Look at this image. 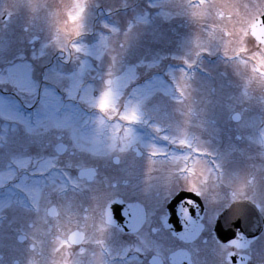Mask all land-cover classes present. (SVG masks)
Segmentation results:
<instances>
[{
    "label": "snow or ice",
    "instance_id": "snow-or-ice-1",
    "mask_svg": "<svg viewBox=\"0 0 264 264\" xmlns=\"http://www.w3.org/2000/svg\"><path fill=\"white\" fill-rule=\"evenodd\" d=\"M93 3L100 7L98 0H16L0 14V264H253L258 238L237 233L205 252L204 218L186 206L198 208L194 201L177 205L183 231H175L150 198L157 187L182 184L211 216L226 200L248 202L264 217V0L147 5L164 22L187 17L195 25L191 58H181L187 68L204 54L223 57L233 135L211 153L203 137L220 132L209 117L218 87L197 96L183 69L168 73L173 89L142 86L139 69L156 72L160 62L123 60L150 13L120 0L104 14L133 8L126 26L102 21L89 45L83 38ZM14 17L23 19L25 47L8 35ZM52 50L61 63L50 61ZM164 98L175 105L171 112ZM137 125L153 137L138 134ZM129 190L139 198L127 202L120 225L112 205Z\"/></svg>",
    "mask_w": 264,
    "mask_h": 264
},
{
    "label": "rangeland",
    "instance_id": "rangeland-1",
    "mask_svg": "<svg viewBox=\"0 0 264 264\" xmlns=\"http://www.w3.org/2000/svg\"><path fill=\"white\" fill-rule=\"evenodd\" d=\"M49 2L60 3V0H49ZM98 2L100 7L97 8L95 3H93L85 21L87 31L83 40L86 42H90L91 40L97 38L96 34L101 31L102 21H107L109 23L118 21L120 27L124 28L125 26H123V24L127 23V21L133 15V8H121L119 11H114L113 16L109 17L104 13L109 8H117L120 0H98ZM132 2L135 10L150 13V20L149 23L139 28L137 33L130 40L129 47L124 55L123 60L125 66L137 65L141 62L147 63L158 60L160 62V70L151 72L150 74L158 78V83L162 81L163 86L169 89H173L174 84H172L171 80L167 78L169 76L168 73L171 72L174 75L179 76L180 70L183 69L193 75L192 84L197 90V96H202L207 91L210 84L216 85L215 83L219 81L221 61H219L217 58L213 59V57H217L218 53L213 55H202L200 62L191 69L187 68L182 62V57L188 56L191 58L190 52L192 46L190 43V38L196 31L195 25L192 24V22L187 17H180L170 22H164L155 14L154 10L147 7L149 0H132ZM15 4L16 0H0V14L8 9H13ZM20 20L23 19L21 17L13 18V22L10 25L8 32L10 37L19 36V33H17L19 27L16 24L17 21ZM92 32H94L93 35ZM94 43L95 41H93V43L90 42L87 44L91 45ZM56 53L57 51L52 50L49 56L50 61L52 60L54 63H57L55 58ZM139 71L141 74V80L146 77V73H149L145 71L144 68H140ZM161 76L163 77V80L161 79ZM224 82H226V80L223 82L221 81L218 91L219 95L214 97L215 100H217V97L219 98L221 105L225 104L227 95L230 92V89L228 91H222L223 89H226V87L223 85ZM151 83L153 82L147 81L144 82L142 86H146L147 84ZM164 103L167 105V110L169 112H171L172 108L175 107V105L167 98H164ZM211 107L209 109V117L214 114L213 108ZM223 110L224 109L220 107L221 116ZM157 119L160 118L157 117ZM160 122L165 123L168 121L160 119ZM228 141L229 140L226 137L221 136V149L226 143H228ZM206 146L211 147V144L206 143ZM157 190H159L158 195H156L155 192ZM163 191L167 190L163 187H157L151 197H154L155 199L160 198L159 196L163 195ZM130 192L139 196L138 192L131 190L124 191V193ZM226 204L227 201L225 200L217 205V213ZM215 216H211L209 214L207 219L214 224ZM262 242L264 244V236L262 237Z\"/></svg>",
    "mask_w": 264,
    "mask_h": 264
},
{
    "label": "flooded vegetation",
    "instance_id": "flooded-vegetation-1",
    "mask_svg": "<svg viewBox=\"0 0 264 264\" xmlns=\"http://www.w3.org/2000/svg\"><path fill=\"white\" fill-rule=\"evenodd\" d=\"M22 24H23V20L17 21L16 25L19 27L17 33H19V36L12 37L17 42L16 43L17 48L25 47V45H22L19 43L21 38L24 36L23 33L21 32ZM55 58H56L57 64L61 63V57L59 55H57V53H56ZM216 58L219 61H221V66H220V71H219V81L215 83L219 89L221 81L222 82L224 81V79H222L220 77V73L224 70L223 69V57L218 53L217 57H213V59H216ZM51 62H53V61L51 60ZM223 85H224V87H226V89H223L222 91H224V90L228 91L229 88L227 87V81L224 82ZM217 95H219V93ZM216 101L217 102L214 103L211 107V108H213L214 114L210 117V119H212L216 122V126L220 129V132L218 135L210 136L208 134H205L203 137V139H205L206 141H209L208 143L211 144V147H208L205 145L208 152H210V153L215 152L217 149H221V145H220L221 136L226 137L229 140V138L233 135L232 126L227 119L226 102H225V104L221 105L218 97H217ZM220 107H222L224 109L222 112V116L220 115L221 114ZM165 123H167V122H165ZM136 129H137L138 134L142 135L145 139H149V138L153 137V135H154V133L151 131L150 128L145 127L143 125H137ZM156 142L160 146L162 145V147H166V148H169V149L177 151V152L184 151L183 149L174 148L173 146L168 145L167 142H163L162 140H157ZM204 158L210 159V157H204ZM179 190L188 191L182 184L176 185L171 190L163 191V195L159 196L160 198L155 199L154 197H151L150 206L153 208H156L159 212H163L165 215H168V218H169V214H172L171 211L168 212L169 201ZM155 192H156V195L159 194V190H157ZM120 198H122L124 200V203L117 202V203H114L112 205V214L114 217H116V215L119 214V212L121 211L122 208H127L126 207L127 202H129L133 199H137V198H139V196L136 195L135 193L132 194V192L124 193V191H123L120 194ZM200 198H201V201H202L203 206H204V217L203 218H204V224H205V229L203 232L202 239H206L208 241L207 244L201 243L200 247L203 251L206 252L209 249H214L216 247L218 241L214 235V227H213L214 224H213V222H210L207 219V216L209 215V213L207 212L206 202L202 197H200ZM226 205L224 207H222L221 210H223L226 207ZM220 211H218V213ZM115 220L118 223V220L117 219H115ZM120 222H121V220H119V223ZM126 223H127V218H126L124 224H126ZM165 235H167V233H165ZM261 236L262 237L264 236V222H263V227H262L259 235H257L255 237L258 239H256V242L253 244V247H252L253 264H264V244L262 242ZM235 259L236 258H233L234 261H235Z\"/></svg>",
    "mask_w": 264,
    "mask_h": 264
},
{
    "label": "water",
    "instance_id": "water-1",
    "mask_svg": "<svg viewBox=\"0 0 264 264\" xmlns=\"http://www.w3.org/2000/svg\"><path fill=\"white\" fill-rule=\"evenodd\" d=\"M194 201L199 207H190L191 214L193 218L199 220L202 215V204L199 196L193 192H179L170 201L168 206V212L171 211L172 214L169 215V222L172 225V229L175 231H183V226L180 217L176 215V207L183 201ZM199 213V215H197ZM126 218H128V209L122 208L116 219L118 224L124 225ZM259 214L255 211L251 204H244V202L239 204H233L229 208L225 209L222 214L217 218L214 233L220 242L227 243L228 241L235 239L237 233H242L249 240L254 238L257 234L256 229L259 230L260 223L262 219L259 220ZM119 220L121 222L119 223Z\"/></svg>",
    "mask_w": 264,
    "mask_h": 264
}]
</instances>
